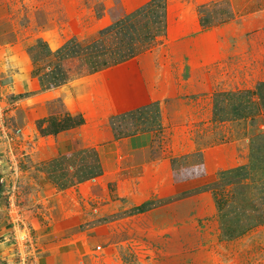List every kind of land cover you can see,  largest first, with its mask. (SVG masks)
I'll return each instance as SVG.
<instances>
[{"label":"crops","instance_id":"crops-1","mask_svg":"<svg viewBox=\"0 0 264 264\" xmlns=\"http://www.w3.org/2000/svg\"><path fill=\"white\" fill-rule=\"evenodd\" d=\"M42 9L34 40L0 59V102L32 139L31 183L54 194L53 207L77 204L80 215L101 191L98 213L116 208L107 216L175 229L179 248L264 230V0H49ZM128 17L139 35L131 42L101 32ZM70 40L100 42L105 57L129 45L137 54L91 72L84 48L58 53ZM231 56L234 71H223ZM77 65L82 73L71 77ZM55 114L81 121L48 128ZM197 125L201 135L187 130ZM169 128L164 146L159 134Z\"/></svg>","mask_w":264,"mask_h":264},{"label":"rangeland","instance_id":"rangeland-1","mask_svg":"<svg viewBox=\"0 0 264 264\" xmlns=\"http://www.w3.org/2000/svg\"><path fill=\"white\" fill-rule=\"evenodd\" d=\"M47 2L49 0H0V49L4 48L1 60L9 54V45L16 50L22 47L17 42L34 40L38 29L46 23L45 17L41 22L39 13ZM171 28L175 33V27ZM39 48L42 49L43 46L40 44ZM260 54L264 58V52ZM234 59L238 57L226 59L227 62L221 65L222 70L230 68L234 71ZM81 65L85 63L81 62ZM81 65L70 68L69 75H80L83 70ZM1 77L2 75L0 84L4 83ZM2 107L0 102V108ZM2 115L5 130L14 132L15 126L11 118L6 117L5 113ZM56 120L65 126H76L81 121L55 114L48 119V128L53 127ZM187 130H195L201 135L200 125L191 130L187 127ZM164 132H160L158 142L163 141L165 146L168 145V140H172L175 132L170 128ZM20 142L24 143L22 150L19 148ZM31 146L32 139H24L22 134H19L15 142L6 139L0 127V264H36L53 256V264L263 263L264 230L249 239L225 244H215L211 238H192L196 241L193 245L179 248L174 243L179 240V233L175 229L162 234L160 229L150 226L144 217L124 216L122 213L123 217L116 216L117 213L107 216L113 214L116 208L104 209L98 213L95 208L99 203L105 202L101 199V191H98L97 199L88 198L84 202L80 215L74 214L76 211L73 208L77 204H69L58 210L51 202L54 194L47 188H39L31 183L35 174L32 169ZM14 161L18 166L17 173L11 168V162ZM3 176L8 181H2ZM12 183L15 184L12 186ZM85 191L88 192V187ZM103 218L110 219L105 221ZM72 225L74 227H69ZM19 230L23 232L18 233ZM24 235L26 238L29 235L32 237V247L26 244ZM165 238H171L172 243L167 244ZM69 246L72 248H68Z\"/></svg>","mask_w":264,"mask_h":264},{"label":"trees","instance_id":"trees-1","mask_svg":"<svg viewBox=\"0 0 264 264\" xmlns=\"http://www.w3.org/2000/svg\"><path fill=\"white\" fill-rule=\"evenodd\" d=\"M132 18L128 17L125 20L117 22L105 29L101 32L107 33L111 31H116L118 36H123L122 41L128 43L132 41L134 36H139L138 31L135 28V25L131 21ZM84 48V52L89 54V63H90V71H99L111 65L121 63L128 59L134 57L137 52L134 50L132 46L122 47L125 49H119L116 51H111V57H105L107 50L102 45V43H95L93 45L81 46L79 43H76V40L68 41L61 49H59L58 53H62L67 51V55L75 56L79 55L80 51ZM151 208L150 203L142 204L134 209L135 213L145 212Z\"/></svg>","mask_w":264,"mask_h":264},{"label":"built area","instance_id":"built-area-1","mask_svg":"<svg viewBox=\"0 0 264 264\" xmlns=\"http://www.w3.org/2000/svg\"><path fill=\"white\" fill-rule=\"evenodd\" d=\"M2 113H5V116H6L5 110L3 108H0V127H1V132L6 137V139H8L10 141L14 140V142H15V139L19 137V134H21V130L20 129H15L14 132H8L7 130H5L6 129V125L4 124V121L2 120L3 119ZM11 168L14 171H16V173L18 172V166H17V163L15 161L11 162ZM2 181H3V179H2ZM22 232H23V230H19L18 231V233H22ZM16 234H17V232H16ZM23 238L26 239L25 240L26 244L28 243L29 247L33 246V239H32V237L30 235H29V238H26V235H24ZM17 241L20 242L19 238L17 239Z\"/></svg>","mask_w":264,"mask_h":264},{"label":"bare ground","instance_id":"bare-ground-1","mask_svg":"<svg viewBox=\"0 0 264 264\" xmlns=\"http://www.w3.org/2000/svg\"><path fill=\"white\" fill-rule=\"evenodd\" d=\"M99 76H102V74H101V75H97V77H96V78H99Z\"/></svg>","mask_w":264,"mask_h":264}]
</instances>
